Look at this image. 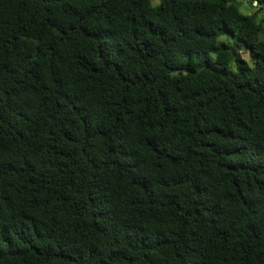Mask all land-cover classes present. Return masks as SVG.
I'll list each match as a JSON object with an SVG mask.
<instances>
[{
  "label": "trees",
  "instance_id": "1",
  "mask_svg": "<svg viewBox=\"0 0 264 264\" xmlns=\"http://www.w3.org/2000/svg\"><path fill=\"white\" fill-rule=\"evenodd\" d=\"M0 264H264V0H0Z\"/></svg>",
  "mask_w": 264,
  "mask_h": 264
},
{
  "label": "rangeland",
  "instance_id": "2",
  "mask_svg": "<svg viewBox=\"0 0 264 264\" xmlns=\"http://www.w3.org/2000/svg\"><path fill=\"white\" fill-rule=\"evenodd\" d=\"M258 7L256 6L255 7V9H257ZM242 9L244 10V11H246V12H252V11H254V9L253 8H251V7H249L248 5H247V3H244L243 5H242ZM242 56H244L245 58H247V53L246 52H243L242 53Z\"/></svg>",
  "mask_w": 264,
  "mask_h": 264
},
{
  "label": "clouds",
  "instance_id": "3",
  "mask_svg": "<svg viewBox=\"0 0 264 264\" xmlns=\"http://www.w3.org/2000/svg\"><path fill=\"white\" fill-rule=\"evenodd\" d=\"M151 6L155 7L161 3V0H150Z\"/></svg>",
  "mask_w": 264,
  "mask_h": 264
}]
</instances>
